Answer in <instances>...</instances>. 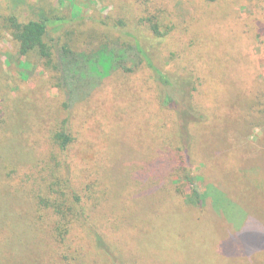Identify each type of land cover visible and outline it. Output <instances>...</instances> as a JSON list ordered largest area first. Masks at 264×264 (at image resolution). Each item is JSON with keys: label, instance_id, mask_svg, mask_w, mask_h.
Returning a JSON list of instances; mask_svg holds the SVG:
<instances>
[{"label": "rangeland", "instance_id": "374dc122", "mask_svg": "<svg viewBox=\"0 0 264 264\" xmlns=\"http://www.w3.org/2000/svg\"><path fill=\"white\" fill-rule=\"evenodd\" d=\"M12 17L48 19L55 54L123 49L121 68L69 102ZM56 179L84 210L63 243ZM0 264H264V0H0Z\"/></svg>", "mask_w": 264, "mask_h": 264}, {"label": "trees", "instance_id": "16d2710c", "mask_svg": "<svg viewBox=\"0 0 264 264\" xmlns=\"http://www.w3.org/2000/svg\"><path fill=\"white\" fill-rule=\"evenodd\" d=\"M10 23L20 55L24 56L29 52L37 51L47 62L54 61L53 66L56 70H62V83L65 86L69 102L72 101L74 103L75 100L81 98L79 96L80 92L87 84L93 90L101 80L108 78L113 71L121 68L122 57L125 53L123 49L103 47L90 54L84 52L76 54L74 51L62 46L55 54L52 53L44 40L49 26L48 19L20 22L12 17L10 18ZM161 78H163L162 82L164 83L162 84L165 87L164 103L173 104L182 113L183 109L186 111V109L192 107L187 105V101L193 99L195 87H191L188 91L180 90L178 85L176 86L169 79ZM65 82H68L73 90H69ZM72 94L76 96V99L71 98ZM88 94L89 92H86L85 96ZM189 111L192 114L191 109ZM187 138L190 140V134ZM52 139L64 151L73 142L74 138L72 132L64 126L53 134ZM68 184L66 179H56L55 182L48 185L52 194L55 195H53L52 199H41V204L46 205L54 211L57 217L59 216V219H57L51 229V235L58 243L65 241L66 236L70 232L71 224L74 221H78L84 213V210L79 205L80 199L77 194L74 193L73 196L68 194L70 189Z\"/></svg>", "mask_w": 264, "mask_h": 264}]
</instances>
